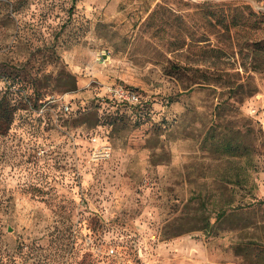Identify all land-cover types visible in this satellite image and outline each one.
Returning a JSON list of instances; mask_svg holds the SVG:
<instances>
[{"label":"rangeland","instance_id":"1","mask_svg":"<svg viewBox=\"0 0 264 264\" xmlns=\"http://www.w3.org/2000/svg\"><path fill=\"white\" fill-rule=\"evenodd\" d=\"M261 14L0 0V264H264Z\"/></svg>","mask_w":264,"mask_h":264},{"label":"trees","instance_id":"2","mask_svg":"<svg viewBox=\"0 0 264 264\" xmlns=\"http://www.w3.org/2000/svg\"><path fill=\"white\" fill-rule=\"evenodd\" d=\"M262 15V14H261ZM264 17V15H262ZM257 47L256 49H251V54H252V67L251 70L253 71H257V72H261L264 71V40H261V42H258L257 44L254 43ZM121 104L124 105H134L137 106L139 103L137 104H128V103H124L122 102ZM15 107L11 103L9 102V100L4 97L3 101L0 102V115L1 118L4 120V123H7V127H9L13 121V115H14V111H15ZM225 147H231V143L229 141H227L224 145ZM237 151V149H236ZM239 152V151H237ZM238 156H241V154H236ZM234 201L232 200H228L225 202V207L220 209L218 211L217 217H216V221L218 222L220 219L225 218L229 215V211L231 210L232 213H234L235 211H237L238 209H242L245 208L246 206H248L247 204H236L233 205Z\"/></svg>","mask_w":264,"mask_h":264},{"label":"built area","instance_id":"3","mask_svg":"<svg viewBox=\"0 0 264 264\" xmlns=\"http://www.w3.org/2000/svg\"><path fill=\"white\" fill-rule=\"evenodd\" d=\"M111 94L113 98L118 102V103H128V104H137L140 102V97L137 92L125 89L123 87H115L111 89ZM64 110L66 112L70 111L69 106L66 104L64 105Z\"/></svg>","mask_w":264,"mask_h":264}]
</instances>
